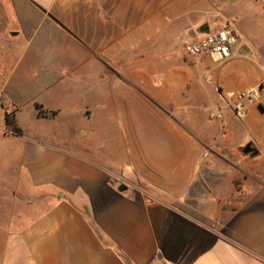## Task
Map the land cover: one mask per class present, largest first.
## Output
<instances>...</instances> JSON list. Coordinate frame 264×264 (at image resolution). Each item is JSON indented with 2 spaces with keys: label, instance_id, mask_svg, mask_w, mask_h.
Returning <instances> with one entry per match:
<instances>
[{
  "label": "crops",
  "instance_id": "obj_1",
  "mask_svg": "<svg viewBox=\"0 0 264 264\" xmlns=\"http://www.w3.org/2000/svg\"><path fill=\"white\" fill-rule=\"evenodd\" d=\"M228 24L208 84L184 46ZM215 86L261 92L224 135ZM139 111L179 143L133 144ZM0 264H264V0H0Z\"/></svg>",
  "mask_w": 264,
  "mask_h": 264
},
{
  "label": "rangeland",
  "instance_id": "obj_2",
  "mask_svg": "<svg viewBox=\"0 0 264 264\" xmlns=\"http://www.w3.org/2000/svg\"><path fill=\"white\" fill-rule=\"evenodd\" d=\"M141 58H144V56L140 55L139 59ZM183 60L187 62L188 66H190L191 68L190 71L192 73V76L198 75L197 72L199 70L196 71V67H199V65L202 64L203 78L207 80L208 84L213 82L212 81L213 72L217 71L220 67H222L225 63L229 61L228 60L224 63H215L208 57H201V58L193 59V58L188 57L187 55L183 57ZM189 87L190 86L188 85V88ZM215 87H214L215 90L213 91L214 95H211L209 98L207 97L206 95L207 93H206L204 96L206 101H208V103H207V109L203 110L202 119L204 118L203 121L206 126L209 125V127H211L213 125H218L219 126L218 128H220V134L224 135L227 132L228 119L234 120L235 122H241L245 120L247 117L243 120H239L235 118L230 111L226 110L224 111L223 116L219 118L217 115V109L220 106L219 93L223 90H229V89L218 88V86H215ZM256 88L259 89L258 87ZM260 98H261V95L259 96L256 102L248 105L247 115H248L249 107L253 104L259 103ZM142 119H145V124L143 123ZM173 119L178 120L177 118H173ZM166 120H167L166 116H164V119L161 118L160 120L157 117L151 118L149 116V118H147L143 116L141 111H139L138 116L135 117V122L137 121V124L134 130V133L132 134L133 144H178L179 142L177 138L173 135L171 131H169V129L166 126V123H164V121ZM119 135L120 134H116V133H113L107 130L106 133L101 134V140L104 139L106 143L112 142V140H114L115 138L118 139ZM124 136L126 137V135ZM221 140H223L221 136L220 138H218V136L215 134L211 138V141H210V142H214L213 144L212 143L204 144V155L205 156H218V154H221L222 156L228 157L231 159L241 158L243 156L251 157L250 154L245 155L243 153V148L247 144H240L241 147L237 145L236 148L234 149H230V148L229 149L228 148L216 149L215 148L216 144H232L231 140H228L225 142H221ZM129 143H130V140H129ZM101 146L103 147L104 144Z\"/></svg>",
  "mask_w": 264,
  "mask_h": 264
},
{
  "label": "built area",
  "instance_id": "obj_3",
  "mask_svg": "<svg viewBox=\"0 0 264 264\" xmlns=\"http://www.w3.org/2000/svg\"><path fill=\"white\" fill-rule=\"evenodd\" d=\"M236 41L235 29L232 24L211 31L207 30L193 41L185 44L184 51L190 58L208 57L215 63H224L231 59L233 45ZM260 96V89L253 88L246 91L223 90L219 93L220 106L217 109L219 118L224 111H230L239 120L247 117V107Z\"/></svg>",
  "mask_w": 264,
  "mask_h": 264
},
{
  "label": "water",
  "instance_id": "obj_4",
  "mask_svg": "<svg viewBox=\"0 0 264 264\" xmlns=\"http://www.w3.org/2000/svg\"><path fill=\"white\" fill-rule=\"evenodd\" d=\"M243 153L251 156H257L258 150H256L251 144H248L246 147L243 148Z\"/></svg>",
  "mask_w": 264,
  "mask_h": 264
},
{
  "label": "trees",
  "instance_id": "obj_5",
  "mask_svg": "<svg viewBox=\"0 0 264 264\" xmlns=\"http://www.w3.org/2000/svg\"><path fill=\"white\" fill-rule=\"evenodd\" d=\"M39 107V106H38ZM41 112V111H40ZM52 115H55V112L52 113ZM6 121H7V125L8 127H13V120L11 119L10 116H7L6 118ZM12 131L15 133V134H18L19 133V130H17L16 128H12Z\"/></svg>",
  "mask_w": 264,
  "mask_h": 264
}]
</instances>
